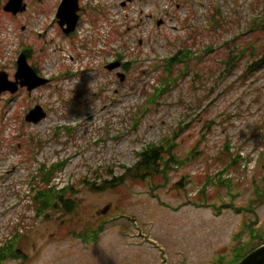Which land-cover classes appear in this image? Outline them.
Returning a JSON list of instances; mask_svg holds the SVG:
<instances>
[{
    "label": "rangeland",
    "instance_id": "374dc122",
    "mask_svg": "<svg viewBox=\"0 0 264 264\" xmlns=\"http://www.w3.org/2000/svg\"><path fill=\"white\" fill-rule=\"evenodd\" d=\"M7 2L0 73L14 81L28 48L30 66L49 82L0 95V248L21 235L22 252L0 264H215L259 242L249 224L264 238V68L241 52L264 44V0H80L71 36L56 19L62 0H23L17 15ZM218 12L224 27L213 29ZM253 21L261 31L250 30ZM186 48L199 59L181 78L186 63H176L177 82L162 89L164 61ZM230 50L238 51L232 71ZM38 106L46 118L27 122ZM170 138L181 161L171 181L92 188ZM59 162L52 184L71 187L75 209L39 218L34 177ZM211 177L231 183L210 184L203 201ZM258 186L261 203L252 202Z\"/></svg>",
    "mask_w": 264,
    "mask_h": 264
},
{
    "label": "trees",
    "instance_id": "16d2710c",
    "mask_svg": "<svg viewBox=\"0 0 264 264\" xmlns=\"http://www.w3.org/2000/svg\"><path fill=\"white\" fill-rule=\"evenodd\" d=\"M219 14L220 12L213 16L214 22H211V28L213 29L220 28V26L222 25L221 23H223V18ZM262 25H264V23ZM221 27H224V25ZM251 27L252 28L250 30L252 32L261 31L259 21H253ZM237 52L230 50L228 58L224 62L227 70L230 68L232 71L236 68L235 63L238 62ZM241 52H243V55H245L247 52H252V60L256 59V63H254L257 65L255 71H259L264 68V44L262 46H259L258 48H255L254 46L249 44L243 47ZM199 57L200 56H195L190 48H186V52L179 53V55L165 60L164 62L166 63V70L162 80V83L165 84L161 85V88L167 90V88H171L173 82H177V79L173 77L175 71L174 65L176 63H186V67L180 70L179 78H181V73H183L185 69H188L190 63L199 59ZM157 90L160 91L161 89ZM155 100L156 99L154 97V99H152L150 103ZM177 146L178 145L174 144L173 138L168 139L162 145L153 144L147 146L146 149L138 153L139 159L135 165L131 167H124V172L121 175L115 176L111 180L104 181V183L99 187L92 188L98 191L115 189L129 182L145 183L154 181L158 176H162L166 179L167 182L169 180L171 181V167L173 165H179V167H181V161L173 151V149L175 150ZM236 162L237 159L234 156L231 157L224 171L227 172L229 171V169L234 168ZM65 164V162H59L50 167L44 164L39 170L41 180H39V177H34V183L32 186L33 195L31 197V200H33V204L35 206L36 216H38L39 218H47L53 211H61L70 214L75 209L74 201L69 198V196L71 197V193L69 194L71 187H63L62 189H58V187L52 184L55 175L57 174V172H60L64 168ZM213 183L229 185L231 183V180H226L222 177L213 179L211 177L209 179L208 185H206L201 192V194H204V198L202 199L203 201L206 200L208 196V186ZM261 191L262 188L258 186L256 198L252 199V202H262L263 193ZM203 205L206 206L207 204L203 202ZM247 228L251 232L252 238L259 240V242L253 247H235L230 257L227 258L225 256H220L215 264H235L241 261L249 253L264 244V238L259 234L258 229L254 228L252 224H249ZM19 237H21V235H16L14 240L8 241L7 244L0 248V263L21 256L22 252L19 248Z\"/></svg>",
    "mask_w": 264,
    "mask_h": 264
},
{
    "label": "water",
    "instance_id": "95a60500",
    "mask_svg": "<svg viewBox=\"0 0 264 264\" xmlns=\"http://www.w3.org/2000/svg\"><path fill=\"white\" fill-rule=\"evenodd\" d=\"M27 6L23 4V0H10L5 7L7 12L13 14L22 13L26 10ZM80 11L78 0H64L59 8L58 19L60 20V26L64 29L66 34H71L77 28L80 16L78 12ZM119 64H111L108 68L114 70ZM28 74L26 77L25 75ZM48 83L47 79L40 78L35 71L29 66L27 57L22 54L18 61V72L16 74V81L11 82L8 79V75L5 72L0 74V95L4 92L10 91L11 93H16L19 90V85L22 88H28L31 92L34 89L46 85ZM46 112L40 107L33 109L26 117V120L31 123H39L41 120L46 118ZM237 264H264V245L251 253L245 259Z\"/></svg>",
    "mask_w": 264,
    "mask_h": 264
}]
</instances>
